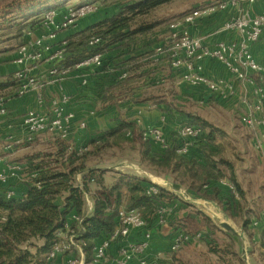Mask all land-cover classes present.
Masks as SVG:
<instances>
[{"label":"trees","instance_id":"16d2710c","mask_svg":"<svg viewBox=\"0 0 264 264\" xmlns=\"http://www.w3.org/2000/svg\"><path fill=\"white\" fill-rule=\"evenodd\" d=\"M85 1L99 4L103 0ZM172 1L174 0H122L118 10L112 15L67 36V56L63 63L66 66L73 65L93 53L102 52L106 64L101 69L105 71L108 66H113L116 70L117 65L111 64L106 52L124 50L127 59L123 62L121 71L126 69L127 76L123 79L119 75L115 76L113 83L104 87L102 104L125 99L140 102L152 98L158 99L154 100L156 103L168 104L162 96L159 99L158 94L155 96L154 93L142 90L147 81L144 78L149 75V70L143 68L144 61L149 60L154 51L150 48L152 43H139L141 37L153 29L156 23L140 20L139 17ZM49 2L53 0H41L37 5L26 8L16 6L15 2L7 5L0 10V31L6 28L11 31L15 26L11 23L10 16L13 14H19V17L26 20L32 18L25 27L34 30L45 10L61 7V4L50 5ZM2 16L7 18L1 19ZM15 33L14 37L23 34L20 27ZM96 35L101 37L102 46L98 49L88 48V40ZM138 51L141 53L135 55ZM159 91L160 89L156 92ZM184 114L187 118L179 119L182 123L197 125L204 132L205 140L200 144L202 162L177 153L175 139L167 150L154 149L150 143L141 139V132L135 121L122 119L116 126L87 139L85 144L89 147L79 155L68 149L69 143L66 140L50 136L52 143L49 150L28 159L33 163L32 170L37 172V176L30 178L23 187L6 185L0 191V264H67L66 256L48 257L56 240V232L64 229L66 223H70V227L84 240V263L91 264L94 244L108 237L115 229L117 212L121 207L136 209L146 220V228L151 230L153 226H157L158 207L162 203L181 200L176 193L161 186L157 195H148L146 188L152 181L135 174L121 173L114 182L106 184L105 169L87 166L89 157L97 154L105 144L118 147L123 142L138 144L142 159L165 179L171 178L184 186L194 198L218 202L225 210L239 211L240 201L228 189L220 186L221 180L228 179L235 184L240 198L244 193L237 179L234 163L224 157L221 147L217 148L215 144L218 128L196 114ZM128 131L132 132V139L127 138ZM79 172L82 174L81 186L76 180ZM92 185L97 186L95 191L91 190ZM8 186L15 188V195L9 199L4 196V190ZM85 194L92 200L91 209L87 207ZM72 213H76L81 220L82 230L79 229L78 221L70 220ZM240 215L243 216V212ZM249 223V219H245L244 228ZM212 252L220 253L215 247H212ZM228 253L230 257L224 264H245L242 255L232 251Z\"/></svg>","mask_w":264,"mask_h":264},{"label":"built area","instance_id":"2783aa9c","mask_svg":"<svg viewBox=\"0 0 264 264\" xmlns=\"http://www.w3.org/2000/svg\"><path fill=\"white\" fill-rule=\"evenodd\" d=\"M258 0H216L215 2L198 5L180 15L174 16L168 21V36L164 42L154 47L153 56H164L168 59L174 70H181V82L191 86L204 87L212 95H218L223 99H229L235 94V87L225 78L209 76L205 73L203 61L215 60L239 81H249L253 84L252 101L241 99L246 106L240 114L242 124L253 131L254 145L264 151V61H260L254 53V45L261 39L264 32V7L261 12L254 13L253 5ZM235 9L222 25L214 29V33L222 31L233 32L238 35L234 40H218L212 44L202 37L190 32V27L197 24L203 18L210 17L217 12ZM52 7L41 14L39 27L42 32L33 35L32 30L23 28V35L27 40L20 43L16 49L15 62L18 64L12 75L16 83L15 88L9 92L0 93V119L9 114L7 102L14 97H22L28 93H36L37 107L30 109L24 115L20 130L24 138L32 141L36 136L47 134L56 136L69 143L68 149L82 154L89 145L76 143L72 138L74 128L72 121L74 113L66 110V105L72 101V97L64 91L62 82L72 71H79L82 84H87L91 71L94 68H102L106 64L104 53L96 52L80 62L66 66L63 62L67 56V37L61 34L69 28L76 26L78 22L100 10L96 2L81 0L75 4L69 3L66 8ZM88 48L98 49L102 46L100 36H92L88 40ZM42 62L49 63V79L40 73H34ZM113 66H108L105 72H113ZM127 76V70L123 69L119 78ZM56 84L59 94L47 100L43 93L45 84ZM141 132V139L150 143L154 149L167 150L172 141L165 132L166 117L162 116L157 124L143 126L141 119H137ZM85 122L79 124V128H85ZM204 132L197 125L179 123L175 129L176 152L187 155L194 144L201 142ZM128 139L133 138L131 131L126 134ZM9 148V145L7 146ZM0 184L7 185L10 178L16 177L22 171V165L17 162H9L0 155ZM36 171H31L29 178H35ZM80 173L76 179H80ZM79 186H81V181ZM228 190L236 199L240 194L235 184L223 179ZM159 184L152 182L146 188L148 195H157ZM15 195V188L8 186L4 190V196L9 199ZM179 197L180 194H177ZM86 203L91 209L92 202L88 194H85ZM181 199V198H180ZM179 201L162 203L156 211V225H166L174 216ZM5 219V217H3ZM73 221H78L80 230L81 220L78 215L71 216ZM146 220L136 209L121 207L117 212V225L108 237L96 242L92 249L91 264H169L165 263L163 252L150 253L152 231L146 228ZM205 235L201 231L188 233L175 231L169 239L167 249L169 254L180 250L183 246L199 241ZM85 242L79 233L66 223L64 229L56 232V240L49 253V258L66 256L67 264H83ZM116 245L115 256H110V249Z\"/></svg>","mask_w":264,"mask_h":264},{"label":"crops","instance_id":"0c3cea01","mask_svg":"<svg viewBox=\"0 0 264 264\" xmlns=\"http://www.w3.org/2000/svg\"><path fill=\"white\" fill-rule=\"evenodd\" d=\"M70 0L69 3L75 4L81 0ZM216 1V0H215ZM214 1V2H215ZM212 1L206 0L205 3H210ZM65 0H55L51 3L53 4H61L63 7L66 4ZM200 5V4H198ZM195 5V6H198ZM194 6V7H195ZM264 7V0H258L252 7V11L254 13L261 12ZM193 8V7H192ZM60 9V8H59ZM63 9V8H61ZM189 11V10H188ZM186 12V11H185ZM184 13V12H183ZM235 13V9H228L225 11H220L215 13L214 15L203 18L197 22L194 26L190 27V32L196 36L202 37L206 42L212 44L218 40H234L238 38V35L233 32L222 31L220 33H214V29L224 23V21L232 14ZM95 14V13H94ZM94 14H91L87 17L82 18L76 26L69 28L61 34V37H67L75 32L86 28L87 26L98 22L99 20L108 17L110 15H104L102 17L97 18ZM182 14V13H180ZM178 14V15H180ZM177 16V15H176ZM32 19H27L25 22L15 25L11 29V39L6 41V44L2 45V41L0 42V93L9 92L15 88L14 81L12 75L16 69H18V64L15 62L16 58V49L17 46L27 40V36L23 35L14 37L17 29L20 27L21 31L23 28H26L27 24ZM166 32L162 36L163 38L154 43L150 48L154 51V47L162 42L168 36L167 29ZM33 35L39 34L42 32V29L37 25V27L32 30ZM254 53L256 57L260 61H264V32L262 34L261 39L254 45ZM141 51L135 53L140 54ZM107 58H112L114 56H118V59L115 62H119L121 60H126L127 55L124 50L114 49L112 51L106 52ZM145 60L147 58H144ZM108 60V59H107ZM112 64V63H111ZM205 73L209 76L213 77H221L225 78L227 81L232 83L235 87V94L233 97L229 99H223L218 95H212L209 93L204 87L201 86H191L186 83L181 82V70L177 71L171 68L168 59L164 56H152L149 60L144 61L143 68L145 70H149V75L144 78L147 79L142 86V90H147L149 93H154L156 96L158 94L159 99L165 98L167 103H156L154 100L158 99H150L143 100L140 102H134L129 99L121 100L111 104H102V91L104 87L110 83H113V79L115 76L120 74L121 69H116L113 72L107 73L103 71L101 68H94L89 76V80L87 84H82V79L79 76L80 72L72 70L63 80L62 85L64 91L68 93L72 97V101L66 105V110L68 112H72L75 115V118L72 121V126L74 128L73 140L78 143H83L87 139H90L96 135L103 133L117 125L119 121L128 120V121H136L137 119H141L143 126L157 124L162 116L166 117V125L165 132L168 136L169 140L173 142L175 139V128L174 126L180 122V117L185 116V113L196 114L203 119H206L213 123L211 120L202 117L201 115L195 113V111H181L184 108L185 102L187 104H191V101L194 103H200L207 105H217L221 104L223 110L236 109L238 117L243 113L246 103L241 101V99H246L247 102L253 100V84L249 81H239L237 80L226 68L224 65L215 60L206 59L203 61ZM49 63L42 62L39 67L34 70V73H40L45 75L47 79H49L48 69ZM123 68V65H122ZM146 83V84H145ZM160 89L159 93L156 91ZM43 93L47 100L55 97L59 94V88L56 84H45L43 86ZM139 91V90H138ZM192 102V103H193ZM174 104V105H172ZM9 114L7 117H3L0 119V155H3L6 160L9 162H17L22 165V171H20L16 177L10 178L9 183L7 185H11L14 187H23L25 183L30 179L29 175L32 170V166L28 163H31L28 159V155L32 156L34 153L36 155L42 150V148L49 147L51 145L50 135L41 134L36 136L32 141H28L24 138L19 126L24 117V115L30 109H34L37 107L36 103V93L31 92L22 97H14L7 102ZM171 106H177L178 109L171 108ZM223 106V107H222ZM81 122H85L86 127L81 129L79 128V124ZM214 124V123H213ZM176 127V126H175ZM248 129V128H247ZM264 130V128H262ZM252 137L251 142L252 146L259 153L261 157L262 163L264 165V151L259 150L254 145V134L253 131L248 129ZM204 136V135H203ZM221 138H225V135H221ZM219 137V135H218ZM205 139H201L203 143ZM201 142H197L193 145L190 152L187 154L189 158H195L198 161H203V155L200 150ZM221 140H217V135L215 138V144L218 147H221L222 153L227 150V146H225ZM9 145V148L7 147ZM216 148V147H215ZM27 157V158H26ZM23 160V161H22ZM3 165H0V168ZM237 169V167H235ZM236 171V170H235ZM237 179L241 185L242 178L240 174H237ZM152 182L153 179H150ZM159 183V181L157 182ZM165 183V181H164ZM161 185V183H159ZM6 185L0 184V191ZM169 186V185H168ZM220 186L224 189H228L225 184H221ZM243 185H241L242 187ZM171 187V186H170ZM182 187V186H181ZM183 188V187H182ZM168 189H170L168 187ZM244 190H246L243 186ZM243 190V191H244ZM258 193L255 195H251L252 198L248 197L247 193L243 196L241 200V204L248 202L247 204L251 206L260 207L264 206V184L261 183L258 185ZM172 191V190H171ZM183 191H187L185 188ZM173 192V191H172ZM179 194L177 192H174ZM181 194V193H180ZM181 198V197H180ZM182 199V198H181ZM200 199V198H199ZM92 202V200H90ZM93 205V203H92ZM91 205V208H92ZM87 207L90 209L89 205ZM257 209V210H258ZM258 213V212H256ZM250 213L248 216L250 217V223L246 228L242 223V227L239 229L238 235L243 239V241H248L249 244L253 245L254 250L250 249L252 252L251 256H255V251L261 252L264 254V244H262V240L264 238V210H261L258 215ZM76 213H72L71 216ZM176 216V214H175ZM174 217V216H173ZM246 217V216H245ZM237 219V218H235ZM246 239V240H245ZM153 247H151L152 249ZM154 249V248H153ZM159 250V248H157ZM167 246L165 249L166 250ZM254 251V252H253ZM116 254V245H113L110 249V256H115ZM253 258V264H264V258L262 260H255ZM135 264V263H133Z\"/></svg>","mask_w":264,"mask_h":264},{"label":"rangeland","instance_id":"374dc122","mask_svg":"<svg viewBox=\"0 0 264 264\" xmlns=\"http://www.w3.org/2000/svg\"><path fill=\"white\" fill-rule=\"evenodd\" d=\"M40 1L41 0H0V10H3L7 5H11L13 2H15V5L18 7L24 6L26 8L29 5H37ZM65 1L66 3L70 2V0ZM74 1L75 0L72 2ZM121 1L122 0L100 1V10L94 15L97 16V18L104 15H112L118 10L119 3ZM205 1L206 0H174L153 9L147 15L139 17L140 20L142 19L148 22L154 21L156 23V26L153 29L141 37L139 45H143L144 43H152L153 45L154 43L159 42L166 32L165 30L167 29L168 21L170 19L180 13L190 10L195 5L206 4ZM210 1L214 2L215 0ZM51 3L52 2H49L50 5ZM66 6L67 4L63 7H58L63 8L60 12L63 11ZM13 15L10 16L12 18V25H19L26 21L25 18L19 17V14ZM5 18L7 17L2 16L1 19ZM10 35L11 31L9 28L0 31V41H2V45H5L6 41L11 39ZM116 59H118V56L110 58V62L117 65L116 69H121L125 60L115 62ZM192 102L193 101H191V104H187V102H185V104H183L184 108L181 111H195V113L211 120L214 123L216 128H218L216 134L217 140L219 139L223 141L222 143L227 146V150L224 154H222L224 157L231 160L235 167H237L235 170L242 178L241 185H243L246 189H243L244 193L241 198L243 199V196L246 193L248 197L252 198L251 195L258 193V185L261 183L264 184V165L259 153L252 146L250 139L252 137L251 132L242 124L240 117L236 114V109L223 110L221 107H218L221 106V104H218V106H205L203 103L200 104ZM171 108H175L178 109L177 111H180L177 106H171ZM180 119L184 120L183 117ZM181 120H179L180 122H178L175 126L179 123L183 124ZM175 126L174 128L176 129ZM221 135H225V138H221ZM48 150L49 147H45L42 148L39 153ZM34 155L36 154L34 153L33 156ZM33 156L28 155L27 157L30 158ZM28 164L33 167V163ZM87 166L105 169V183L108 185L114 182L121 173H130L153 179L157 182L159 181L162 186L167 188L169 187L173 192H177L179 194L181 193L180 196L182 199L179 201L178 208L174 213L176 216L174 215V218L172 216L166 225L161 227L153 226V228H151L152 240L149 252L153 254L159 251L163 252L165 255L164 257L168 259L165 263L224 264L226 259L230 257L228 251L242 255L245 264H253V258L251 257H254L255 260H262L264 258V254L257 252V249L255 251V256H251L252 252H250V249L254 250L253 245H251V243L249 244L248 241L244 242L238 235V232H234L235 230L239 231L245 219H249V221H251V215L250 217L248 216L250 213L255 214L258 212L256 213V215H258L261 210H264V206L258 209L257 206L253 205L254 208H252L247 204V201L242 205V199L239 198V209H241L239 211H231L230 209L225 210V207L218 202L194 198L192 194L187 191H183L185 188L184 186L174 182L171 178L165 179L162 175L158 174L155 168L142 159L140 146L130 142H123L119 145V147L112 144H105V146L102 147L97 154H93L89 157L87 160ZM80 175L81 177L80 179H76L77 181H81L82 174L80 173ZM164 181L169 182L171 187L164 183ZM95 189H97V186L92 185L91 190L95 191ZM241 212H243V216L240 215ZM177 230L188 233L201 231L206 238L189 243L173 254H169L163 249H165L168 245L171 235ZM151 247L154 249H151ZM212 247L219 249L220 253L218 254L212 252ZM157 248H159V250Z\"/></svg>","mask_w":264,"mask_h":264},{"label":"water","instance_id":"95a60500","mask_svg":"<svg viewBox=\"0 0 264 264\" xmlns=\"http://www.w3.org/2000/svg\"><path fill=\"white\" fill-rule=\"evenodd\" d=\"M160 185V184H159ZM161 187H163V188H165V189H168L167 187H165V186H162V185H160ZM168 190H170V189H168ZM171 191V190H170Z\"/></svg>","mask_w":264,"mask_h":264},{"label":"bare ground","instance_id":"6f19581e","mask_svg":"<svg viewBox=\"0 0 264 264\" xmlns=\"http://www.w3.org/2000/svg\"><path fill=\"white\" fill-rule=\"evenodd\" d=\"M157 183V182H156ZM165 183L167 184V185H169L170 186V183L169 182H167V181H165ZM159 184V183H158Z\"/></svg>","mask_w":264,"mask_h":264}]
</instances>
